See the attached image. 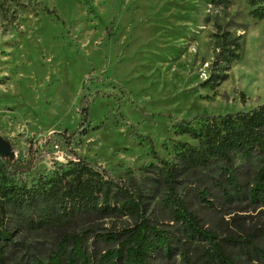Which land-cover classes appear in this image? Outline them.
<instances>
[{
  "label": "rangeland",
  "instance_id": "1",
  "mask_svg": "<svg viewBox=\"0 0 264 264\" xmlns=\"http://www.w3.org/2000/svg\"><path fill=\"white\" fill-rule=\"evenodd\" d=\"M228 1L213 6L205 0H0V135L11 142L16 158L32 155L22 179L30 182L55 160L65 161L70 147L113 176H133L152 194L147 164L156 158L149 154V141L155 153L171 159L175 139L192 141L174 133L180 118L246 110L261 102L264 18L249 17L244 0ZM213 21L240 39L226 78L210 88L199 83L212 57ZM82 107L87 117L78 125ZM62 130L71 133L68 145L58 135ZM190 182L182 178L177 186L187 199ZM157 195L145 215L164 222ZM189 204L197 207L194 198ZM197 211L221 243L247 235L264 248L263 204L242 199L216 215ZM131 222L125 215L110 216L81 228L105 232ZM51 236L43 229L16 233L13 240L23 247L5 251L6 263L17 264L20 253L41 251ZM232 249L238 259H247ZM154 264L185 263L176 255Z\"/></svg>",
  "mask_w": 264,
  "mask_h": 264
},
{
  "label": "trees",
  "instance_id": "2",
  "mask_svg": "<svg viewBox=\"0 0 264 264\" xmlns=\"http://www.w3.org/2000/svg\"><path fill=\"white\" fill-rule=\"evenodd\" d=\"M205 1L213 6L229 3ZM244 1L249 17L264 18V0ZM212 26V57L199 83L210 88L226 78L230 63L238 58L240 39L239 33L216 21ZM86 117V108H80L78 125L85 124ZM173 131L192 141L175 139L171 159L155 153L149 141V154L156 158L155 164H147L153 172L148 176L152 194L133 176H113L70 147L65 161L55 160L30 182L22 173L33 165L32 155L0 157V264H7L4 252L19 244L13 235L41 229L52 233L50 243L41 251L20 253L17 264H154L176 255L185 264H264V248L252 237L233 235L223 244L197 211L216 215L242 199L264 205V98L246 110L180 118ZM58 135L68 145L71 133L62 130ZM52 141L54 147L59 144L57 138ZM182 178L191 180L185 188L196 208L177 190ZM155 194L164 222L145 215ZM124 215L132 222L120 229L81 228L95 219ZM232 246L248 262L238 259Z\"/></svg>",
  "mask_w": 264,
  "mask_h": 264
},
{
  "label": "water",
  "instance_id": "3",
  "mask_svg": "<svg viewBox=\"0 0 264 264\" xmlns=\"http://www.w3.org/2000/svg\"><path fill=\"white\" fill-rule=\"evenodd\" d=\"M14 150L11 142L6 137L0 135V157L12 159L14 156Z\"/></svg>",
  "mask_w": 264,
  "mask_h": 264
}]
</instances>
